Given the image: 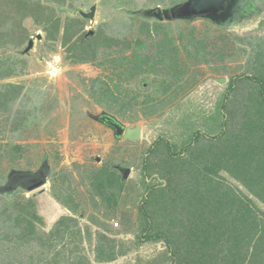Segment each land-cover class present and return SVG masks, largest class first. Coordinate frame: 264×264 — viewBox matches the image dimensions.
<instances>
[{
	"label": "trees",
	"instance_id": "16d2710c",
	"mask_svg": "<svg viewBox=\"0 0 264 264\" xmlns=\"http://www.w3.org/2000/svg\"><path fill=\"white\" fill-rule=\"evenodd\" d=\"M75 1L0 0V80L28 71V60H24L19 50L15 51L35 35L26 24L28 19L45 32L47 50H55L60 41L71 64L91 62L104 65L105 61H99V56L107 54L110 49L118 51L115 47L123 44L114 36L104 35V41L99 43L98 34L103 37L101 30L88 37H85L87 31L81 33L87 19L74 14L77 8L82 9L75 5ZM247 2L254 4V16L262 13L263 9L257 3L259 0ZM205 20L215 24L207 18ZM215 25L224 32L228 29L227 26ZM139 29L137 36L136 32L133 33L135 37L142 36L143 47L146 40L142 34L151 33L146 19ZM152 30L163 33L156 42H167L172 49L168 51L169 48H165V52L160 54L161 59H171L169 76L182 78L186 67L181 64L183 60L178 48L170 42H173L172 37H169L170 41L167 39V31L161 22ZM251 37L248 35L241 39L245 41ZM252 38L250 58H254V73L229 81L228 91L222 98V120L218 132L211 135L206 131L204 124L211 118L202 117L203 114L197 110L192 111L189 107L193 105L189 104V112L185 115L169 118L167 136L159 134L140 155L135 150L131 152L130 160L139 159L141 163L138 170L143 192L138 199L131 195L135 187L128 185L132 173L128 179H122L114 157L102 166H93L88 177H84L85 183L92 187L91 201L96 210L105 214V218L91 215V223L85 226L79 223L81 215H85V205L77 201L75 193L70 192L71 180L57 179L60 184L53 180L51 194L72 214L61 216L50 229H44V217L38 213L37 205L41 203L42 196L22 197L23 202L18 192L19 189L27 191L24 188L0 191V215L5 218L0 221V264L113 263L141 245L155 242H163L167 248L169 260L166 264H264V34ZM195 39L191 32L187 39L189 43L184 48L192 50L190 41L195 44ZM149 44L154 46L152 41ZM243 50L247 49L243 47ZM209 51L207 46L202 48L200 56L205 57ZM112 58L111 61L120 58L125 59L123 63L127 61L124 56ZM147 58H141L144 65ZM120 66L118 64L115 68ZM245 79L258 86L251 84L248 95H238V101L233 103L229 93L241 87ZM164 82L169 83L166 79L162 84ZM166 88L158 87L154 93L158 95ZM23 90L21 83L1 82L0 113L15 103ZM92 92L99 98L104 95L115 97L108 83L100 78L92 82ZM124 141L129 144L137 142ZM130 160L126 163L117 161V164L135 167ZM27 171L34 172L13 168L6 179L11 172ZM54 174L50 167L48 178ZM128 204L137 207L138 211L135 238L127 243L126 240L118 241V233L109 226L107 219L118 208ZM130 221L126 216V227ZM77 232L82 242L85 237L91 238L92 243L96 240V244H92V253L95 254H87L84 248H79L82 243L76 241Z\"/></svg>",
	"mask_w": 264,
	"mask_h": 264
},
{
	"label": "rangeland",
	"instance_id": "374dc122",
	"mask_svg": "<svg viewBox=\"0 0 264 264\" xmlns=\"http://www.w3.org/2000/svg\"><path fill=\"white\" fill-rule=\"evenodd\" d=\"M179 1L76 0L75 5L84 10H87L92 3H96V14L92 20L86 18L81 33L94 30L96 34L101 30L103 37L97 33L99 43L103 42L104 35H107L114 36L116 41L119 40L123 44L115 47L118 51L110 49L107 50V54L102 53L99 56L98 60L105 61L104 65L91 62L71 64L66 59L67 50L60 41L55 50H47L45 32L31 19L26 21L30 32L35 34L34 48L30 53L22 54L24 60L27 59L29 62L28 71L0 80V83L13 81L24 86L20 98L0 113V182L5 183L7 174L13 168L36 171L44 157L48 159L55 174L48 178V183L45 185L47 190L40 195L43 198L37 205L38 213L44 217L42 223L44 229H50L61 216L72 214L51 194L53 180L58 184L65 178L71 180L70 192L77 195V201L83 202L86 209L85 215H81L79 219L80 224L85 226L91 223V215L98 214L101 218H105V214L97 211L91 201L92 187L85 183L84 177H88V172L92 171L93 166H102L113 157L116 165H118L117 161L121 160L126 163L134 150L140 155L141 151L147 149L159 134L167 136L169 118L185 115L189 112L187 108L189 104L193 105L189 107L192 111L197 110L203 114L202 117L211 118L210 122L204 124V128L213 135L221 128L220 109L223 94L228 91L229 81L243 74L253 75L255 62H253L254 58H250L253 49L250 41H254L252 37L264 34V1L257 2L263 10L256 17V21L253 20L240 28L224 29L226 32L202 18L189 23L182 19L160 21L134 14V11L155 6L166 8L168 5L178 4ZM145 19L151 27V33L142 34L146 40L145 46L147 45L142 47V36L135 37L133 32H136L137 36V32L141 31L139 27ZM158 22L165 26L167 39L170 41L169 37H172L173 42H170L178 48L183 60L181 64L186 67L182 72V78L169 76L171 59L169 57L161 59V52H165L164 49L169 48V45L167 42H156L159 40V35H163L162 32L158 34L152 30ZM191 32L196 39L195 44L189 40L193 44V49L188 50L184 45L189 43L187 39ZM38 33L43 36L40 41L36 39ZM248 35H252L251 39L242 41L241 37ZM125 41L128 43L126 44ZM150 41L154 46L149 44ZM27 43L15 51L23 50ZM206 46L210 51L205 53V57L200 56V50ZM243 47L247 50L244 51ZM139 48L140 51L134 52V49ZM171 50L169 48L168 51ZM117 56H124L127 61L123 63L125 59L122 58L111 61L112 57ZM145 56L148 57L145 60L146 65L141 60ZM118 64L121 66L115 68ZM216 77H225L226 82L220 83ZM98 78L108 83L115 97L104 95L105 97L99 98L94 95L92 82ZM193 78L196 79L195 82L192 81ZM165 79L168 84L165 82L162 84V80ZM251 84L258 86L245 79L241 87L229 93L233 103L238 101V95H248L247 90ZM165 86L167 88L160 94L154 93L156 88ZM156 101L158 103L155 105ZM103 113L115 117L125 126L141 123L144 129L141 140L129 144L122 138L118 139L115 131L93 118ZM14 128L17 130L15 131ZM97 157L102 160L98 161ZM130 161L135 167H131L132 179L127 178L128 185L130 188L135 187L131 195L138 199L137 197L143 192L138 170L141 163L139 159ZM122 165L125 166L123 163ZM83 168L84 172H82ZM18 193L21 195L20 201L23 202L25 201L22 197L26 199L32 195L30 191L22 189H19ZM131 206L128 204L120 207L111 218H106L109 226L118 233L116 236L118 241L126 240L128 243L135 238L138 208ZM126 216L131 219L129 227L124 224ZM3 218L4 216L0 215V221ZM75 237L78 243H82L79 248H84L87 254H95L92 253V244L95 245L96 240L92 243L91 238L85 237L82 242L79 232L75 233ZM168 257L163 242L145 243L131 254L120 257L113 263L105 264H166Z\"/></svg>",
	"mask_w": 264,
	"mask_h": 264
},
{
	"label": "water",
	"instance_id": "95a60500",
	"mask_svg": "<svg viewBox=\"0 0 264 264\" xmlns=\"http://www.w3.org/2000/svg\"><path fill=\"white\" fill-rule=\"evenodd\" d=\"M243 0H185L184 2L173 5L172 7L161 8L160 6L145 8L139 11H134V14H141L146 18H155L160 21L182 19L186 21H194L197 18H207L217 25H222L224 22L234 16L235 13L241 10ZM96 11V3L90 6L87 10L77 8L74 14H80L84 18L93 19ZM260 12V10H259ZM262 12V10H261ZM256 16H250L241 21L235 22L227 28H240L246 26L255 19ZM94 35V30H89L85 37ZM42 34L36 35L37 40H42ZM35 39L31 38L26 47L19 51L20 54H28L34 48ZM220 83H225V77H216ZM102 118H108L106 121L115 131V135L124 140L140 141L143 135V127L141 123L134 126H125L115 117L104 115ZM113 120V122H111ZM98 161L102 159L97 157ZM116 168L122 173V179H127L132 173V168L122 165H116ZM50 173V165L48 159L44 157L40 168L34 172H11L6 184L0 185L1 192H12L18 188H24L32 193V196L37 197L46 192L45 185L48 183V175Z\"/></svg>",
	"mask_w": 264,
	"mask_h": 264
},
{
	"label": "flooded vegetation",
	"instance_id": "af4514ba",
	"mask_svg": "<svg viewBox=\"0 0 264 264\" xmlns=\"http://www.w3.org/2000/svg\"><path fill=\"white\" fill-rule=\"evenodd\" d=\"M185 0H180L179 1V3H181V2H184ZM94 3H92V5H93ZM175 4H177V3H175ZM91 5V6H92ZM174 4H172V5H168L167 7H171V6H173ZM156 7V6H155ZM164 8V7H163ZM252 8H254V4L252 3V2H247V0H243V4H242V6H241V10L239 11V12H237V13H235L234 14V16L233 17H231L229 20H227L226 22H224L222 25L223 26H229V25H231V24H233V23H235V22H238V21H241V20H243V19H246V18H248V17H250V16H252V18H253V12H254V10L256 9V8H254V9H252ZM252 9V10H251ZM253 13V14H252ZM96 14V13H95ZM256 18V17H255ZM197 19H199V18H197ZM202 19H205V18H202ZM186 21V20H185ZM255 21V20H254ZM88 32V31H87ZM105 115H107L106 113H105ZM102 116H104V113L103 114H101V115H99V116H93V118L95 119V120H97L98 122H100V123H102V124H105V125H107V126H109L113 131H114V129L109 125V124H107L106 123V121H108V118L106 119V118H102ZM111 122H113V120H111ZM117 137V136H116ZM117 138H120V137H117ZM40 168V167H39ZM38 168V169H39ZM37 169V170H38ZM36 170V171H37ZM7 181H8V179H6V181H5V183L4 184H6L7 183Z\"/></svg>",
	"mask_w": 264,
	"mask_h": 264
},
{
	"label": "built area",
	"instance_id": "2783aa9c",
	"mask_svg": "<svg viewBox=\"0 0 264 264\" xmlns=\"http://www.w3.org/2000/svg\"><path fill=\"white\" fill-rule=\"evenodd\" d=\"M116 226H118V224H116Z\"/></svg>",
	"mask_w": 264,
	"mask_h": 264
}]
</instances>
